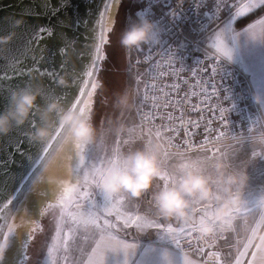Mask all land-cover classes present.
<instances>
[{
    "label": "clouds",
    "instance_id": "1",
    "mask_svg": "<svg viewBox=\"0 0 264 264\" xmlns=\"http://www.w3.org/2000/svg\"><path fill=\"white\" fill-rule=\"evenodd\" d=\"M158 38L157 22L138 13L122 30L118 43L128 52L153 44ZM11 39L12 34L0 36V44ZM56 84L59 88L70 86L66 77L58 78ZM129 99L130 95L125 91L116 94L113 102L115 106L125 108ZM254 101L264 105V97L259 94L254 96ZM25 124L29 125L27 139L31 143L40 146L41 150L52 148L41 170L43 182L57 190L72 174L74 162L98 143L100 135L91 98L74 107L65 96L48 92L39 81L12 89L7 106L0 110V136ZM115 131L121 135L125 129L117 126ZM226 139L233 141L241 137L232 134ZM252 143L258 152L264 149V128L253 133ZM170 151L167 138L146 140L136 148H113L101 166L95 187L127 201H140L149 196V210L137 212L142 219L192 226L201 239L218 232L234 231L235 221L249 203L245 198L246 172L233 168L219 156L187 152L180 153L171 165H166L164 157ZM259 206L264 209V196L259 198ZM28 225L26 219L11 223L12 234L0 238V254L7 251L18 230ZM86 226L90 228L91 223ZM240 242L244 247L253 246L257 256L264 255V221L253 225ZM253 264H259V261Z\"/></svg>",
    "mask_w": 264,
    "mask_h": 264
},
{
    "label": "built area",
    "instance_id": "2",
    "mask_svg": "<svg viewBox=\"0 0 264 264\" xmlns=\"http://www.w3.org/2000/svg\"><path fill=\"white\" fill-rule=\"evenodd\" d=\"M248 1L132 0L136 7L130 18L147 15L157 22L159 35L163 29L170 30L164 36L165 44H149L126 53L129 68L141 81L138 117L160 139L167 138L172 152L213 151L250 138L262 128V110L254 101L257 93L250 74L208 43L213 29ZM193 4L201 7L196 10ZM174 10L182 11L175 20L170 15ZM172 52L176 57L170 61ZM232 134L241 139L227 140ZM185 143L191 145L190 151L179 147ZM190 236L180 238L178 245L193 251L218 244L217 239L210 243Z\"/></svg>",
    "mask_w": 264,
    "mask_h": 264
},
{
    "label": "water",
    "instance_id": "3",
    "mask_svg": "<svg viewBox=\"0 0 264 264\" xmlns=\"http://www.w3.org/2000/svg\"><path fill=\"white\" fill-rule=\"evenodd\" d=\"M109 3L111 7L103 22L106 29L115 26L122 0H109ZM100 7L101 0H0V36L12 34V39L5 43L10 44L11 51L0 57V110L7 106L10 91L35 77L36 69L40 73H48L49 77L55 73L56 81L60 77L68 78L69 89L84 87L85 82L87 92L93 91L92 83L100 87L99 75L103 60L107 58L106 45L109 43L101 46V58L97 60L99 26L95 16ZM88 71L93 72L91 77L87 76ZM64 89L57 87L53 93L65 96ZM98 89L92 96L94 103ZM28 131L29 125L25 124L6 136H0V201L18 197L9 223L29 221L26 228L21 227L11 238V245L3 253L0 264H27L30 247L42 231L45 217L58 205L59 196L68 188L76 166L84 160L82 153L60 189L45 184L40 170L31 192L24 191V181L31 169L40 163L39 153L29 145L40 146L27 139ZM49 204L53 207H47ZM5 215L7 213H0V227L5 223ZM33 229H36L35 234L25 246L27 234Z\"/></svg>",
    "mask_w": 264,
    "mask_h": 264
},
{
    "label": "crops",
    "instance_id": "4",
    "mask_svg": "<svg viewBox=\"0 0 264 264\" xmlns=\"http://www.w3.org/2000/svg\"><path fill=\"white\" fill-rule=\"evenodd\" d=\"M251 2L252 0L248 1L246 4ZM258 3L261 5L264 3V0L253 1L252 5ZM254 9L256 8H253L251 11ZM251 11L246 9L243 14H241L242 11L238 12L239 14H237L232 21L231 19L228 21V28L230 31L236 30V28L239 29L238 37L240 40V49H238L236 41L237 60L233 61L239 63L250 74L256 93L264 97V24L259 23V21L264 18V12L243 24L238 25L236 22L238 18ZM249 25H255V27L249 30ZM216 27L208 37L209 45L211 37L216 34H213ZM260 107L263 120L261 127L264 128V105L260 104ZM240 145H245L246 148V146H250L251 143L238 144V146ZM90 161L92 160H89L88 163ZM88 163L83 160L76 166L77 169L71 176L68 188L75 185L78 181L82 183L83 175L91 171L90 169L87 170V168H94L96 166L94 163ZM78 168H80L79 171H77ZM252 175H248V179L250 178L254 182H264V172H262L261 176L259 175L260 177H256L257 175L253 177ZM90 191L92 192V200L86 201L80 199L81 205L85 206L88 211H96L97 209L102 211L104 205L102 195H100L95 187L90 189ZM263 194L264 191L262 190L252 191L246 189L245 198L249 203L245 211L248 212L247 209H253V207H255L251 199H255L257 196L259 197ZM68 195L74 196L75 194L68 193L66 194V198ZM149 200V196H145L140 201L128 200L123 208H121V211L131 213L147 212L150 208ZM94 205H96V207H94ZM59 212L60 206L58 203L53 212L45 217L44 227L34 240L36 244L34 245L33 242L30 247V257L27 264H57V261H59V264H64L63 257L65 255L68 256L70 264H82V262L86 264L89 257L93 260V264H98L101 256L97 249V245L100 244L101 247H117L118 242H127L134 245V247L127 250H106L103 257V264H225L217 251L202 247L194 251L181 248L177 242L181 235H179L178 230H176V225L172 223L157 221V223H160V226L150 224L138 229L131 226L125 228L122 219H117L115 215H111L115 217V220L111 222L113 227L104 234V238L101 241L99 234L94 235L91 227H87L86 223H81L78 228L74 226V230L69 233V229L64 226V221H59L61 217ZM259 214L260 213L256 216ZM261 214L263 215L264 213L262 212ZM108 219H110L109 216ZM237 221L238 220L235 221L236 228ZM58 225L63 229V238L58 234ZM165 225L171 226L174 230L169 232ZM180 227L189 229L188 232H195L192 226ZM248 229H251V227ZM66 246L67 251H65ZM251 251H253V249H251ZM94 252L95 254L93 255Z\"/></svg>",
    "mask_w": 264,
    "mask_h": 264
},
{
    "label": "rangeland",
    "instance_id": "5",
    "mask_svg": "<svg viewBox=\"0 0 264 264\" xmlns=\"http://www.w3.org/2000/svg\"><path fill=\"white\" fill-rule=\"evenodd\" d=\"M253 1L256 0H252L251 3L246 5H252ZM131 3L132 0H122L117 14V21L119 22L117 23L116 21L114 33L112 34V39H114V42L109 50V58L107 57L108 59L103 60V68L101 69L99 75L102 84L96 93L95 122L100 135L98 138V143L94 146H90L86 151L83 152L84 161L88 163L89 160H92L89 163H94V165H96L94 168H101L104 160L111 155L113 148L130 149L141 147L146 140L160 138L157 133L144 126L138 117L137 111L139 108V92L141 81L137 74L131 70V68H129L127 53L118 43L120 33L132 19V17L130 18V13L126 7V5H130ZM246 5L242 6L233 14L227 16L221 22V25L219 24V26L216 27L213 32V34H216L210 39V46L215 49L216 52L223 55V52L220 51L221 49L230 50V57H226L225 55L223 56L235 61L237 60L236 41L238 44V49H240V40L238 37L239 29L236 28V30L230 31L228 28V21L230 19L232 21L240 11H242L241 14H243V12L247 9L245 7ZM125 91H127L130 95L128 106L125 108L115 106L113 102L114 96L116 94H122ZM117 126H122L125 129L123 134L118 135L116 133L115 129ZM247 142H250L251 145L246 146V148L245 145L238 146V144H244ZM180 153L184 152L170 151L168 154H166L164 157L166 165H171ZM187 153L193 155H208L213 157L219 156L229 162L233 168L246 172L247 176L254 174L257 175L256 177H260L262 172H264V149H261L258 152L257 146L252 143V137L245 138L231 144L222 145L213 151L196 150ZM94 168H87V170L90 169L92 171ZM79 170L80 168H78L77 171ZM254 175L252 176L254 177ZM246 189L252 191H264V182H254L249 178L247 180L245 190ZM262 196H264V194L259 197L257 196L255 199H251L252 204H255V207H253V209H247L248 212H246L244 209L243 215L237 219V228L235 227L234 231L218 232L217 234L207 238L210 243L215 239L218 240L217 245H212V248H206L208 250L217 251V253L221 256L223 263L235 264V258L245 248L240 241L250 230L248 228L264 220V214H261L262 212L264 213V209H261L259 206V198ZM258 213L261 214V217L260 214L256 216ZM59 215H61V211L59 212ZM109 217L111 222L115 220L114 216ZM59 221H61V217L59 218ZM186 235H193V237L190 236V238L198 236L196 231L188 232L187 234L180 236L179 239ZM179 239L177 241L178 244ZM35 244L36 243L34 242V245Z\"/></svg>",
    "mask_w": 264,
    "mask_h": 264
},
{
    "label": "snow or ice",
    "instance_id": "6",
    "mask_svg": "<svg viewBox=\"0 0 264 264\" xmlns=\"http://www.w3.org/2000/svg\"><path fill=\"white\" fill-rule=\"evenodd\" d=\"M223 2V0H222ZM101 5L98 9V12L95 16L96 23L99 26V35H98V43L96 46V59H100V50L101 46L105 45L106 43L110 42V35L114 31V26L112 28H105L104 27V18L107 16V13L109 11V8L111 7L109 0H101ZM227 6V5H225ZM261 5L253 4V5H246L245 7L251 11L253 8H259ZM201 5L199 4H193V8L198 10ZM220 5L217 4V8H219ZM179 9L183 8V2L178 5ZM229 11L231 9L229 8ZM182 11H172L170 15L175 20L177 19ZM119 21H117L118 23ZM259 23L264 24V18H262ZM255 25H249L248 29L251 30L254 28ZM95 31V29H92ZM169 29H163L161 34L159 35L158 40L150 45H154L156 47L161 46L162 44H165L166 41L164 40V36L169 32ZM107 33V35H106ZM10 44L0 45V57H5L7 54L11 51V49L8 47ZM171 51V49H169ZM220 51L223 52V55L226 57L231 56V51L227 49H221ZM176 52H172L171 56L169 57V60L175 59ZM35 72L37 75L35 77H31L30 80L27 83H33L36 81L42 82L45 86L46 90L48 92H53L57 90V84H56V74L52 73L51 77H49L48 73H40L39 69H36ZM173 74L178 75L175 70H173ZM93 75L92 71L87 72V76L91 77ZM99 85L97 83H92L91 88L92 92H87V82H85L84 87H77L75 89H69L66 88L64 91L66 92L65 98L66 100L71 103L74 107L79 106L82 102H84L86 99H84L85 96L92 99L93 93L98 89ZM93 100V99H92ZM94 101V100H93ZM95 107V103H94ZM221 113L224 111L223 109L220 110ZM221 119H223V116L221 115ZM211 131V130H210ZM220 137H223L225 134L221 132ZM210 142L209 140H206L205 143ZM23 141H21V147H23ZM31 149H34L37 153H39L40 156V163L36 165L35 168L31 169L30 174L27 176V179L24 181L25 189L24 191L31 192V186L33 181L35 180L37 173L41 170L42 166L46 163V158L51 153V146L48 148H44L41 150L37 146L29 145ZM179 147H184L186 151L191 150V145L188 143H185L184 145H180ZM201 149H203V145H201ZM32 153V152H30ZM22 155L24 153H21ZM82 171V170H81ZM101 171V168H94L92 171L86 173L82 177V183L78 181L75 185L70 186L69 188L65 189V193H62L59 196V206L61 211V220L64 221V226L69 229V233H71L74 230V226L78 228V226L81 223H91V230L94 235L99 234L100 240L102 241L104 238V234H106L109 230L112 229V223L107 218L108 216L115 215L117 219H122L124 221V227L127 228L129 226L135 227L136 229L141 228L145 225L155 224L156 226H160V223H157L155 219H142L137 213H131V212H122L121 208H123L124 204L127 202V200L123 197L120 198H114L111 195L107 193L100 192V195H102L104 200L103 210H96V211H88L85 206L81 205L80 199H84L86 201L92 200V192L90 189L94 188L97 183V176L99 175ZM96 188V187H95ZM66 193H73L74 196L68 195L66 198ZM0 195H2V190H0ZM18 203V197H9L6 200L0 201V213H7V215L4 216L5 223L2 227H0V238H8L10 234H12V228L9 221L12 219V213L15 211V206ZM47 207L51 208L53 205L49 204ZM96 207V205H94ZM70 218V220H69ZM167 230L169 232H172L174 229L171 226L165 225ZM58 234L63 238V229L58 225L57 226ZM176 230H178L179 235L183 236L188 233L189 229L182 228L179 225H176ZM36 229H33L31 232L27 234V239L25 241V246L27 245V242L30 241L34 234ZM190 242V241H189ZM131 247H134V245H131L127 242H118L117 247H111V246H103L101 247L100 244L97 245V249L99 250L101 259L99 260L98 264H103L104 261V254L105 251L108 249H124L127 250ZM253 246L245 247L239 255L235 258V264H253L255 261H259V264H264V255L257 256L256 252L251 251ZM65 251H67V246L65 247ZM82 251V250H81ZM95 252L93 253V255ZM3 254H0V261L3 260ZM249 257L251 259H249ZM64 264H70L68 256L65 255L63 257ZM57 264H59V261H57ZM83 264V262H82ZM86 264H93V260L91 257L88 258Z\"/></svg>",
    "mask_w": 264,
    "mask_h": 264
},
{
    "label": "trees",
    "instance_id": "7",
    "mask_svg": "<svg viewBox=\"0 0 264 264\" xmlns=\"http://www.w3.org/2000/svg\"><path fill=\"white\" fill-rule=\"evenodd\" d=\"M126 7H127L128 12L131 13L134 11L136 6H135V4L131 3L130 5L129 4L126 5ZM263 12H264V3L261 4V6L259 8H256L253 11L247 13L246 15H243L242 17L238 18L236 22L238 25L243 24V23L251 20L255 16L262 14Z\"/></svg>",
    "mask_w": 264,
    "mask_h": 264
},
{
    "label": "flooded vegetation",
    "instance_id": "8",
    "mask_svg": "<svg viewBox=\"0 0 264 264\" xmlns=\"http://www.w3.org/2000/svg\"><path fill=\"white\" fill-rule=\"evenodd\" d=\"M114 33V31L111 33V35H110V42L107 44V57L109 58V54H110V52H109V50H110V48H111V46H112V44H113V42H114V39H112V34ZM108 58H106V59H108Z\"/></svg>",
    "mask_w": 264,
    "mask_h": 264
}]
</instances>
